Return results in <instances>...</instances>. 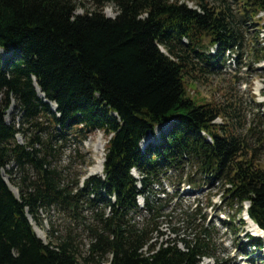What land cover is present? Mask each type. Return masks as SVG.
Here are the masks:
<instances>
[{
    "label": "trees",
    "instance_id": "trees-1",
    "mask_svg": "<svg viewBox=\"0 0 264 264\" xmlns=\"http://www.w3.org/2000/svg\"><path fill=\"white\" fill-rule=\"evenodd\" d=\"M89 1L91 8L77 13L79 0H0V49L10 52L0 55V264H227L215 254L205 215L194 223L197 205L183 219L182 230L191 228V236L173 226L175 237L153 240L154 232L162 234L155 219L173 196L150 195L162 174L188 166L187 184L220 183L224 204L241 212L248 202L246 210L264 231L257 147L249 150L225 122H213L221 105L198 102L187 91L190 69L205 71L198 60L220 67L235 52L239 61L244 36L236 13L226 0H199L198 7L185 0ZM234 2L242 22L260 24L264 0ZM108 4L116 8L113 17L103 11ZM255 50L261 53L256 60L264 58V36ZM157 126L164 127L159 142L141 148ZM95 130L108 137L103 177L89 176L78 187L55 163L57 146L68 136L82 142ZM76 156L85 162L79 151ZM81 199L104 207L87 226L84 253L70 229L58 235L51 223L55 243L35 233L27 214L41 226L40 211L76 209ZM142 211L149 218L140 224L135 216ZM245 237L246 245L262 249L264 238ZM204 257L212 262L203 263Z\"/></svg>",
    "mask_w": 264,
    "mask_h": 264
},
{
    "label": "rangeland",
    "instance_id": "rangeland-1",
    "mask_svg": "<svg viewBox=\"0 0 264 264\" xmlns=\"http://www.w3.org/2000/svg\"><path fill=\"white\" fill-rule=\"evenodd\" d=\"M79 1L81 3L76 10L77 13H83L86 8H91L89 0ZM198 1L185 0L191 7H198ZM207 1L217 5L222 0ZM226 1L231 4L234 13H236V18L239 19L238 26L244 36L242 55L239 61H236V53L229 54L226 56L225 63L215 68L207 66L202 60H198L196 65L202 66L205 71L190 69L191 75L186 78L187 91L198 102L206 100L221 105L225 112L222 110V115L215 119L216 123L225 122L230 131L239 134L245 140L249 150L257 147V162L264 167V119L261 117L264 112V102H261L264 98V58L255 59V56L261 54L255 49L258 47L260 37L264 32V27L261 28L264 25V12L258 14L260 24H254L252 21L245 23L241 21L236 12L234 0ZM103 11L111 17L116 14V8L112 4H108ZM257 34H259V38H256ZM0 55L2 58H6L10 52L0 49ZM258 84L262 87L260 92L257 89ZM13 104L14 101L6 110L5 119L7 121L10 120L11 113L15 111ZM163 128V126L155 127L141 140V148H145L149 144H157ZM16 139L18 142L24 141L20 134L16 135ZM107 139V135L101 130L91 132L82 142H78L76 137L68 136L64 144L57 146L55 163L59 168L65 167L63 174L67 179H78V187L82 186L84 180L89 176L102 177L103 173L100 175L91 172V170L96 165V158H104ZM77 151L84 155L85 162H81V157L76 156ZM192 170L193 168L188 166H185L183 171L181 169L168 170L161 175V182L154 185L156 193L150 195L153 200L155 197H159L162 201L167 200L169 196H173V198L169 202L167 201V204L162 208L161 216L155 219L162 234L154 232L153 240L161 242L166 238L175 237V233L172 231L173 226H181V235L191 236V228L182 230L183 219L186 212H190L192 207L197 205L200 213H197V220L194 223H198L199 219L203 218L200 217L201 214L205 215L204 225L212 228V238L216 244L214 251L217 256L228 259L227 264H264V246L261 250H256L245 244L246 233L261 234L259 229L253 230L250 226L251 222L246 216L248 204H242L241 212L237 211L236 206L228 207L221 200L220 190L222 187L217 182L204 183L200 187L187 184V173ZM3 172L5 173L4 169ZM132 173L134 176L137 175L135 170ZM4 176L12 188H17L9 181L8 174L5 173ZM14 180L17 178L14 177ZM16 192L19 193L18 188ZM155 202L158 203L159 200ZM137 203L139 207L143 205L144 198L142 195L137 196ZM103 208L102 204L92 206L86 202V199H81L76 209L73 207L67 209L52 207L40 211L41 226H37L33 220L31 222L35 229L41 230L40 232L43 233L41 237L45 242L47 240H51L53 243L57 241L55 237L48 234L51 223L56 228L55 234L58 235H63L70 229L76 237L79 236V247L84 253L89 241L87 226L95 223V212H99ZM107 211L108 208L105 212ZM145 218H149L145 211L135 216V220L140 224L145 221ZM221 220L231 221V224L226 226ZM179 245L182 246L180 243ZM102 262L105 263L106 259H102ZM206 262H212V259L205 257L203 263Z\"/></svg>",
    "mask_w": 264,
    "mask_h": 264
},
{
    "label": "bare ground",
    "instance_id": "bare-ground-1",
    "mask_svg": "<svg viewBox=\"0 0 264 264\" xmlns=\"http://www.w3.org/2000/svg\"><path fill=\"white\" fill-rule=\"evenodd\" d=\"M257 89H258V91L260 92L261 91V89H262V87H261V85L260 84H258L257 85ZM54 105V104H53ZM102 169H103V158L101 157V158H96V165H95V167L91 170V172H93V173H97V174H102L103 172H102ZM10 184V183H9ZM12 186V185H11ZM15 191H17V188H13ZM250 220V219H249ZM250 222H251V227H252V229L253 230H257V229H259V231H261V234H259V235H262V236H264L263 234V231L257 226V225H255V223L253 222V221H251L250 220ZM36 231L38 232V234L40 235V236H43V233H41L40 231L41 230H39V229H36Z\"/></svg>",
    "mask_w": 264,
    "mask_h": 264
},
{
    "label": "water",
    "instance_id": "water-1",
    "mask_svg": "<svg viewBox=\"0 0 264 264\" xmlns=\"http://www.w3.org/2000/svg\"><path fill=\"white\" fill-rule=\"evenodd\" d=\"M78 13H80V12H78ZM109 17H111V16H109ZM35 85H36V84H35ZM36 91H37V93H38L39 96H42V95H43V94L40 92V89H39L38 86H36ZM52 107H53V109H54V108H55V105H52ZM103 160H104V158H103ZM1 174L3 175V178H4V180L6 181V183L8 184L9 188L12 190V192L15 194V196L18 197V193H17L16 191L13 190L11 184H9V182H8V179L4 176L5 173L3 172V170H1ZM247 216L249 217V219H251V216H250L249 212H247ZM27 217H28L29 221L31 222V221H32L31 216H30L29 214H27ZM33 228H34V226H33ZM34 230H35L36 234L38 235V233H37V231H36L35 228H34ZM38 236H39V235H38ZM39 237L43 240V238H42L41 236H39Z\"/></svg>",
    "mask_w": 264,
    "mask_h": 264
}]
</instances>
